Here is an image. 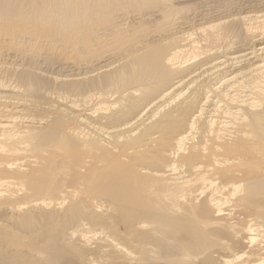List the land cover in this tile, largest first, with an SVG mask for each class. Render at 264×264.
Listing matches in <instances>:
<instances>
[{
    "label": "bare ground",
    "instance_id": "1",
    "mask_svg": "<svg viewBox=\"0 0 264 264\" xmlns=\"http://www.w3.org/2000/svg\"><path fill=\"white\" fill-rule=\"evenodd\" d=\"M216 1L0 0V264H264V0Z\"/></svg>",
    "mask_w": 264,
    "mask_h": 264
},
{
    "label": "rangeland",
    "instance_id": "2",
    "mask_svg": "<svg viewBox=\"0 0 264 264\" xmlns=\"http://www.w3.org/2000/svg\"><path fill=\"white\" fill-rule=\"evenodd\" d=\"M202 1H204V0H179V2H177V4L179 5V6H189V8H193V9H195V8H197V7H199L200 6V4H201V2ZM216 1V0H215ZM218 2H220V3H218L219 4V6H221V7H224V8H227V7H230V5L232 4V2H233V0H217ZM216 1V2H217ZM234 1H237V0H234ZM227 2V3H226ZM177 5V6H178ZM228 5V6H227ZM231 7H233V5L231 6ZM234 11H235V9H234ZM236 12H238V11H236ZM153 20V21H152ZM155 17H153L152 19H150L149 20V23L152 25V22L155 24ZM136 22H138V21H136ZM138 25H139V23H138ZM128 26H130V25H128ZM123 27H125L126 28V25L124 24V26ZM131 30H134L132 27H131V29L130 30H127V31H131ZM3 62V63H8L9 61H8V58H6V56L5 55H3L1 58H0V62ZM1 77H2V75H0ZM0 77V78H1Z\"/></svg>",
    "mask_w": 264,
    "mask_h": 264
}]
</instances>
